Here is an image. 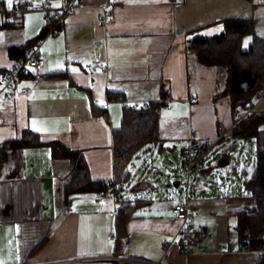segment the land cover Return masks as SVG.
Wrapping results in <instances>:
<instances>
[{"label":"crops","instance_id":"crops-1","mask_svg":"<svg viewBox=\"0 0 264 264\" xmlns=\"http://www.w3.org/2000/svg\"><path fill=\"white\" fill-rule=\"evenodd\" d=\"M61 3L13 0L9 9L7 0H0V70H10L17 60L10 48L31 44L44 33L46 13L37 7L59 8ZM16 5L26 10L13 11ZM105 7L111 15L103 23ZM231 17L252 18L264 48V0H80L65 16L59 31L41 46V76L31 69L16 80L15 97L0 100L2 264H144L134 259L264 264V250L239 249V214L251 203L249 192L217 189L200 177L187 199L177 200L169 193L144 197L132 192L159 187L145 178L132 180L128 169L124 186L129 193L120 194V199L145 200L116 245L119 204L111 187L75 193L67 200L71 160L56 154L54 146L83 151L91 179L112 181L113 134L121 126L124 107L162 100L164 95L168 103L161 110L155 150H177L182 162L181 152L192 132L199 140L215 141V146L228 139L231 134L219 137L218 126L231 123V99L216 98L225 86L226 70L199 62L196 53L188 51L187 39L195 30L219 33L221 21ZM246 38L248 45L252 37ZM110 94L116 98L110 99ZM26 130L36 134L39 145H6L21 139ZM208 173L209 167L204 175ZM138 182L145 184L140 190ZM185 201L195 213L203 252L194 247L186 254L179 247L182 224L171 208ZM166 239L175 241L167 253ZM98 255L114 260L66 263Z\"/></svg>","mask_w":264,"mask_h":264},{"label":"trees","instance_id":"trees-1","mask_svg":"<svg viewBox=\"0 0 264 264\" xmlns=\"http://www.w3.org/2000/svg\"><path fill=\"white\" fill-rule=\"evenodd\" d=\"M221 32L208 35L195 30L187 39L188 51L195 52L198 61L205 65L222 66L226 70L224 88L216 98L229 96L233 113L255 104L264 91V48L263 41L255 35L252 18L231 17L221 21ZM5 26V25H4ZM246 36L252 40L244 46ZM31 44L10 48V55L15 59H25L32 50ZM4 72L0 70V73ZM245 72L252 74L248 89L240 85V78ZM150 100L134 106H125L120 128L114 130V178L112 181H94L90 177L88 163L83 151L71 150L58 145L55 153L70 158L71 170L65 184L67 200L75 193L87 191H104L109 187L125 188L129 178L128 163L132 156L144 145L159 140V122L162 108L167 105L165 98ZM115 99L116 95H109ZM31 130L24 131L21 139L8 141V144L39 145ZM255 138L257 162L253 173L247 177L248 169L244 168V187L249 192V199L254 206L239 214V249L264 250V112H251L238 122L229 138ZM56 147H59L58 150ZM236 172V168H235ZM140 190L141 182L135 184ZM142 197L119 199L115 215V242L125 238L127 223L140 207Z\"/></svg>","mask_w":264,"mask_h":264},{"label":"built area","instance_id":"built-area-1","mask_svg":"<svg viewBox=\"0 0 264 264\" xmlns=\"http://www.w3.org/2000/svg\"><path fill=\"white\" fill-rule=\"evenodd\" d=\"M59 8H52L49 4H44L38 9L45 11L46 28L44 33L39 36L33 43L31 53L25 59H17L10 70L0 73V100L11 99L16 95V80L21 76L28 75L31 69L34 70L36 76H41L42 61L40 58V49L44 40L55 35L62 26L65 16L79 6L80 0H61ZM26 7L14 6L13 11H24ZM12 11V12H13ZM111 15L109 8L105 7L102 12V22L106 23ZM264 95V91L262 96ZM97 102V100H95ZM255 104L247 105L246 109L232 114L230 125L220 124L218 126L219 137H225L232 133L234 126L240 122L246 115L255 111ZM216 142L210 139L199 140L194 132L189 136L188 143L184 146L181 152L182 162L181 169L185 174L186 199L191 192L193 181H196L206 171V158L209 152L214 148ZM111 194L116 201L120 199L118 187H111ZM118 206L116 207L117 210ZM173 218L180 221L182 226L179 234L180 249L186 253H193L194 247H197L199 252L205 250L204 246L199 243L200 232L194 228L195 213L191 210L187 201L175 203L171 208ZM174 240H164L163 250L165 253L169 251L174 244ZM114 257L109 255H98L92 257H76L66 261V263H85L92 261H113ZM135 262L144 264H162L161 262L151 261L147 259H134Z\"/></svg>","mask_w":264,"mask_h":264},{"label":"rangeland","instance_id":"rangeland-1","mask_svg":"<svg viewBox=\"0 0 264 264\" xmlns=\"http://www.w3.org/2000/svg\"><path fill=\"white\" fill-rule=\"evenodd\" d=\"M248 38L244 40V46H247ZM258 112H264V95L255 102ZM155 143H148L141 147L131 158L128 169L131 171V179L138 180L141 178L148 179L155 183L159 190H140L132 193L138 196L161 195L165 196L173 194L179 200L185 198L186 185L185 174L181 169V161L177 150L174 154H168V150L161 152L154 149ZM148 149V153L147 152ZM169 155V156H168ZM223 157H228L230 163L221 166L220 161ZM256 142L255 138H228L214 146L209 152L205 164L209 167V175L200 176L201 180H207L211 187L217 189H226L230 192H246L244 187V168L248 169L249 177L256 166ZM236 168V172H235ZM249 169L251 171H249ZM143 180V179H142ZM175 181H179L180 185L176 186ZM198 182L193 181L191 189L196 187ZM145 185V184H144ZM129 193V192H128ZM127 190L121 189V196H126ZM253 202L248 204L247 209H251Z\"/></svg>","mask_w":264,"mask_h":264},{"label":"water","instance_id":"water-1","mask_svg":"<svg viewBox=\"0 0 264 264\" xmlns=\"http://www.w3.org/2000/svg\"><path fill=\"white\" fill-rule=\"evenodd\" d=\"M241 87L244 89H248L252 82V74L250 72H245L243 77L239 80ZM230 163V159L228 157H223L220 161L221 166H226Z\"/></svg>","mask_w":264,"mask_h":264},{"label":"snow or ice","instance_id":"snow-or-ice-1","mask_svg":"<svg viewBox=\"0 0 264 264\" xmlns=\"http://www.w3.org/2000/svg\"><path fill=\"white\" fill-rule=\"evenodd\" d=\"M7 7H8L9 9H11V8L13 7V0H7ZM53 7H59V5H58V4H54ZM58 67H60V65H58ZM72 71H73V72H76L77 69L73 68ZM97 71H99V69H97ZM22 86H23V85H22ZM100 102L103 103V101H100ZM35 123H36V122L33 121V124H34V125H35ZM34 130L37 131V132L42 131V129H40V128H35ZM249 171H251V170L249 169ZM245 194H247V193H245ZM0 264H2V262H0Z\"/></svg>","mask_w":264,"mask_h":264}]
</instances>
